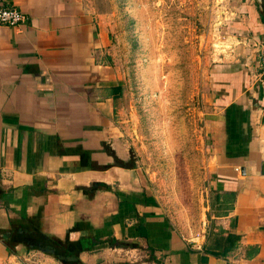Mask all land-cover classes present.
I'll return each mask as SVG.
<instances>
[{"label":"crops","instance_id":"1","mask_svg":"<svg viewBox=\"0 0 264 264\" xmlns=\"http://www.w3.org/2000/svg\"><path fill=\"white\" fill-rule=\"evenodd\" d=\"M219 1L207 133L221 203L208 207L213 234L194 244L115 125L109 1L0 0L25 18L0 26V264H264V0ZM215 235L236 244L222 255ZM45 237L92 245L69 259Z\"/></svg>","mask_w":264,"mask_h":264},{"label":"rangeland","instance_id":"2","mask_svg":"<svg viewBox=\"0 0 264 264\" xmlns=\"http://www.w3.org/2000/svg\"><path fill=\"white\" fill-rule=\"evenodd\" d=\"M108 1L109 35L120 49L115 125L171 225L195 244L206 234L215 194L207 130L211 58L224 47L216 41L220 1Z\"/></svg>","mask_w":264,"mask_h":264},{"label":"trees","instance_id":"3","mask_svg":"<svg viewBox=\"0 0 264 264\" xmlns=\"http://www.w3.org/2000/svg\"><path fill=\"white\" fill-rule=\"evenodd\" d=\"M114 91L119 92L120 88H115ZM219 199L220 198L218 195L213 196V200H214L215 204L219 205V207H220L221 202H219ZM211 206L212 205L210 204L209 207H211ZM219 214H221V213L214 212L215 216H218ZM211 229L212 228L209 227V230H207V237L213 234L211 232ZM216 235H218V234H216ZM216 235H215V237H217V238L215 239V241H213V244H215V247L222 249V252H221L222 255L225 254V252H227L228 250H230L231 248H233L235 246L236 240H237V238L235 236H232V235L216 236ZM46 239H47V242H49V245H51V246H48L50 248L49 250L53 251L55 256H67V258H69V259L74 258L78 252L86 250L88 247H91V245H92V244H88V243L84 244L82 242L60 244L56 240H52V239H48V238H46Z\"/></svg>","mask_w":264,"mask_h":264},{"label":"built area","instance_id":"4","mask_svg":"<svg viewBox=\"0 0 264 264\" xmlns=\"http://www.w3.org/2000/svg\"><path fill=\"white\" fill-rule=\"evenodd\" d=\"M24 16L13 7L0 6V26L15 27L24 22ZM259 56V82L264 87V45L260 48ZM236 169L235 171H237ZM30 260V259H28ZM26 260V262H28Z\"/></svg>","mask_w":264,"mask_h":264},{"label":"water","instance_id":"5","mask_svg":"<svg viewBox=\"0 0 264 264\" xmlns=\"http://www.w3.org/2000/svg\"><path fill=\"white\" fill-rule=\"evenodd\" d=\"M260 174L264 175V163H262L260 166ZM241 175H244L243 170H241Z\"/></svg>","mask_w":264,"mask_h":264}]
</instances>
